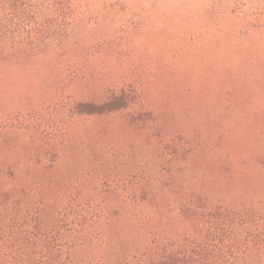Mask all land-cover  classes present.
I'll return each mask as SVG.
<instances>
[{"label": "rangeland", "instance_id": "obj_1", "mask_svg": "<svg viewBox=\"0 0 264 264\" xmlns=\"http://www.w3.org/2000/svg\"><path fill=\"white\" fill-rule=\"evenodd\" d=\"M218 205L264 264V0H74L64 40L0 58V227L67 208L63 264H155Z\"/></svg>", "mask_w": 264, "mask_h": 264}, {"label": "trees", "instance_id": "obj_2", "mask_svg": "<svg viewBox=\"0 0 264 264\" xmlns=\"http://www.w3.org/2000/svg\"><path fill=\"white\" fill-rule=\"evenodd\" d=\"M73 11L74 0H0V58L32 55L50 39L64 40L69 35ZM128 101V96L120 92L101 104L79 102L76 106L79 112L101 114L125 109L129 106ZM70 215L66 208L53 218L52 226L47 229L39 226L27 229L23 225L16 228L13 221L8 226L0 227V264L16 262L21 255L28 254H35L41 263L63 264L60 257L63 243L59 235L73 225ZM81 217L79 221L84 226L86 217ZM235 223L232 212L220 205L210 212H202L201 224L206 234L204 240L197 242L185 236L171 245L166 244L155 264L237 262L242 254L248 253L249 245L243 247L233 240L230 232ZM227 233L228 240L224 237Z\"/></svg>", "mask_w": 264, "mask_h": 264}]
</instances>
